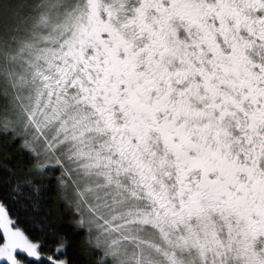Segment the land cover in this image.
Wrapping results in <instances>:
<instances>
[{
  "label": "snow or ice",
  "instance_id": "obj_1",
  "mask_svg": "<svg viewBox=\"0 0 264 264\" xmlns=\"http://www.w3.org/2000/svg\"><path fill=\"white\" fill-rule=\"evenodd\" d=\"M33 262L264 264V0H0V264Z\"/></svg>",
  "mask_w": 264,
  "mask_h": 264
},
{
  "label": "trees",
  "instance_id": "obj_2",
  "mask_svg": "<svg viewBox=\"0 0 264 264\" xmlns=\"http://www.w3.org/2000/svg\"><path fill=\"white\" fill-rule=\"evenodd\" d=\"M69 255H72V252H71V250L69 251ZM33 264H36V262H33Z\"/></svg>",
  "mask_w": 264,
  "mask_h": 264
}]
</instances>
